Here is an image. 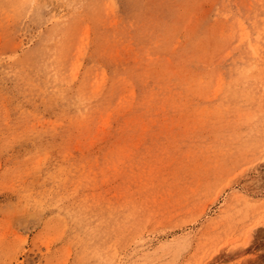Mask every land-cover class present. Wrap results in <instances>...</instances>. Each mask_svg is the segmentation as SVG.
Wrapping results in <instances>:
<instances>
[{
	"label": "rangeland",
	"instance_id": "rangeland-1",
	"mask_svg": "<svg viewBox=\"0 0 264 264\" xmlns=\"http://www.w3.org/2000/svg\"><path fill=\"white\" fill-rule=\"evenodd\" d=\"M224 1L0 0V264H264V92L222 40L264 4Z\"/></svg>",
	"mask_w": 264,
	"mask_h": 264
},
{
	"label": "bare ground",
	"instance_id": "bare-ground-1",
	"mask_svg": "<svg viewBox=\"0 0 264 264\" xmlns=\"http://www.w3.org/2000/svg\"><path fill=\"white\" fill-rule=\"evenodd\" d=\"M224 1V0H223ZM264 4V0H259ZM77 2V1H76ZM75 2V3H76ZM225 2V1H224ZM86 4V3H85ZM227 6V5H226ZM252 6L254 7L253 3ZM10 7V6H9ZM230 8V7H229ZM224 10V9H223ZM230 11V10H229ZM233 11V10H232ZM263 11V10H262ZM236 14V13H235ZM36 15V14H35ZM40 15V14H39ZM194 15V14H193ZM244 14H241L239 16H243ZM173 16V15H172ZM198 16V15H196ZM195 16V17H196ZM168 18V17H167ZM172 18V17H170ZM251 18L250 15L247 17L246 19L248 20V23L245 21L244 18L242 17H233V20L228 24L225 25L223 28V33H222V40H224L225 38H230L232 43H236L239 42L238 46L241 47L243 45H246V50H245V55L246 56H250L252 61H248L247 58H245L244 56H239L236 60V66L238 68V73L241 77H243V79L241 81H247L249 82H254L253 85V89L252 91H254V89L256 90L257 88L259 89V91H263L264 92V17H256L254 20L249 19ZM192 19V18H191ZM167 21V20H166ZM196 21V20H195ZM205 22V21H204ZM164 23V22H163ZM195 23V22H193ZM193 25V24H192ZM191 25V26H192ZM189 26V25H188ZM65 30V28H63ZM62 29V30H63ZM201 29V28H200ZM202 32V31H201ZM199 33V32H198ZM254 35L256 36V40L252 38ZM60 34V33H59ZM66 31H65V35H66ZM203 34V33H202ZM178 35V34H177ZM181 35V33H180ZM184 35V34H183ZM195 38V37H194ZM61 40H63V37L61 35ZM179 41V40H178ZM176 41V42H178ZM64 42V40H63ZM180 42V41H179ZM217 42H219V40L217 39ZM221 42V41H220ZM232 47V46H231ZM234 50V49H233ZM230 51V50H229ZM232 51V50H231ZM239 52V51H238ZM228 53V52H227ZM242 53V52H241ZM243 54V53H242ZM234 53L233 52H229V54L226 56V58H230L233 57ZM56 57L54 55H51L49 57V60L52 61V64L54 66V64L56 63ZM44 60V57H43ZM46 60V59H45ZM169 61V59H168ZM40 62V61H39ZM44 62V61H43ZM38 63V62H37ZM230 63V62H229ZM171 65V62H170ZM207 66V65H206ZM43 71V70H42ZM46 72V71H45ZM220 72V71H219ZM49 73V72H48ZM206 73H208V71H204L203 74L200 75H206ZM47 74V73H46ZM52 75V74H51ZM56 77L59 79V76L57 73H55ZM36 78V77H35ZM202 83H204L205 79L202 78L200 80ZM240 82V81H239ZM154 83V82H153ZM223 83L222 81V73L220 74L219 77V81H218V85H221ZM247 84V83H246ZM184 85V84H183ZM250 85V84H249ZM248 86V84H247ZM254 86H256V88H254ZM156 88V87H155ZM174 88V87H172ZM219 89H221V92H216V95L218 96L220 93H222V86H219ZM132 95L135 97V92L133 90ZM216 96V97H217ZM260 96V100L262 99L263 104H264V94L259 95ZM239 97V96H238ZM237 98V97H236ZM253 98V97H252ZM250 98V99H252ZM257 98V97H256ZM229 99V97H228ZM227 99V100H228ZM243 99V98H242ZM258 99V98H257ZM226 100V99H225ZM232 100V99H231ZM239 100V99H238ZM258 100V101H260ZM207 102V101H206ZM230 102V101H229ZM232 102V101H231ZM209 104V103H208ZM229 111V110H228ZM231 116V115H230ZM229 116V117H230ZM228 117V116H227ZM232 117V116H231ZM261 117V116H260ZM262 118V117H261ZM260 118V119H261ZM262 120V119H261ZM249 121L251 122H259V117L258 115H254L252 116V118L249 119ZM106 123H109L110 120L109 118L105 121ZM252 125V124H251ZM242 130V129H241ZM88 134H91V131L88 132ZM264 145V143H263ZM70 166V165H69ZM260 193V192H259ZM235 197V196H234ZM238 198L240 199L239 202L243 201L244 203L249 204V201L247 199L244 198V195H238ZM237 198V199H238ZM244 198V199H243ZM242 199V200H241ZM242 202V203H243Z\"/></svg>",
	"mask_w": 264,
	"mask_h": 264
}]
</instances>
